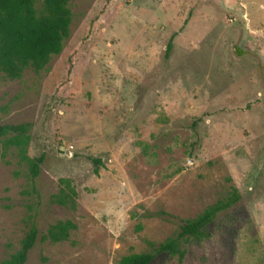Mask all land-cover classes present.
I'll return each mask as SVG.
<instances>
[{"label": "rangeland", "instance_id": "rangeland-1", "mask_svg": "<svg viewBox=\"0 0 264 264\" xmlns=\"http://www.w3.org/2000/svg\"><path fill=\"white\" fill-rule=\"evenodd\" d=\"M40 7V0H36ZM62 50L0 71V123L30 122L33 181L0 141V264L31 223L25 264H118L231 196L207 237L150 264H264V0H69ZM172 48L168 58L165 48ZM90 157H100L94 171ZM67 179L76 206L54 202ZM67 240L42 238L58 220ZM140 226L141 228H138Z\"/></svg>", "mask_w": 264, "mask_h": 264}, {"label": "trees", "instance_id": "trees-1", "mask_svg": "<svg viewBox=\"0 0 264 264\" xmlns=\"http://www.w3.org/2000/svg\"><path fill=\"white\" fill-rule=\"evenodd\" d=\"M70 23L69 0H40L39 8L36 7V0H0V71L9 78H19L27 69L40 71L46 68L51 57L61 52L64 39L69 35ZM171 48L172 42L169 41L165 48L166 58ZM31 127L30 122L0 123V141L6 147L17 149L20 160L26 163L34 181L40 173L45 156L41 153L31 157L27 152ZM90 160L95 165L96 173L98 166L103 164L102 159L90 157ZM60 183L63 185L54 195V202L74 209L77 196L75 188L67 179H60ZM238 198V190L232 186L231 196L210 205L192 219H179L165 211H159L158 214L165 219L176 221L177 232L159 243L149 241V250L124 255L118 264H150L157 255L164 253L176 255L181 262L184 242L191 237H207L208 229L218 213L229 208ZM75 228L76 224L70 219L58 220L48 227L42 238L52 242L67 240L70 231ZM38 235L39 230L32 222L19 249L1 264H25Z\"/></svg>", "mask_w": 264, "mask_h": 264}]
</instances>
